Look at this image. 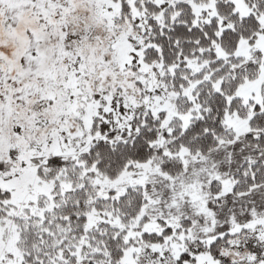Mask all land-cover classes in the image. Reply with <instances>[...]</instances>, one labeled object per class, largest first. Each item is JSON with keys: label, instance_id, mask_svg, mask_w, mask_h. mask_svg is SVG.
<instances>
[{"label": "snow or ice", "instance_id": "obj_1", "mask_svg": "<svg viewBox=\"0 0 264 264\" xmlns=\"http://www.w3.org/2000/svg\"><path fill=\"white\" fill-rule=\"evenodd\" d=\"M0 264H264V0H0Z\"/></svg>", "mask_w": 264, "mask_h": 264}]
</instances>
